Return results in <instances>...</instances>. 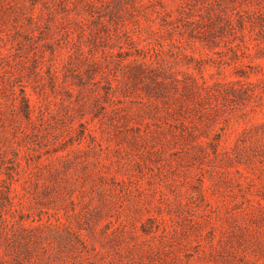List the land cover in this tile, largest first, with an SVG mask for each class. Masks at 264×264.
<instances>
[{"label":"rangeland","instance_id":"obj_1","mask_svg":"<svg viewBox=\"0 0 264 264\" xmlns=\"http://www.w3.org/2000/svg\"><path fill=\"white\" fill-rule=\"evenodd\" d=\"M247 5L264 12L0 0V264H264V29L238 21ZM79 40L100 67L74 77ZM145 61L159 95L127 76Z\"/></svg>","mask_w":264,"mask_h":264},{"label":"trees","instance_id":"obj_2","mask_svg":"<svg viewBox=\"0 0 264 264\" xmlns=\"http://www.w3.org/2000/svg\"><path fill=\"white\" fill-rule=\"evenodd\" d=\"M32 3H36L38 0H31ZM243 11L246 13V20L243 18L241 14L238 13V21L239 22H248V24L254 28L257 25H259V28L264 29V12L258 8V10L252 9L250 5H247V8H244ZM31 20L33 21L32 17ZM77 24H80V33L85 34L86 37L90 35H94V29L91 27L93 24L100 23V20L95 21L94 18L92 19H75ZM94 43V38H92ZM77 48L74 54H76V58L69 56V66H67V72L70 76L79 77L80 74L78 72L73 73L74 66H77V68L80 67V65H85L87 69L91 68H98L100 67V63L97 61V58L95 57L93 50H92V44L89 42H82L79 40L76 42ZM107 55H111L112 53H105ZM74 58L76 61H74ZM75 62V65H74ZM89 71V70H86ZM129 74V75H128ZM158 75H160L159 70L156 67H153L150 62L145 61L141 63H136L132 65L127 70V76H130V78L142 80L143 88L145 91H147L148 94H160V88L165 85L163 83V80L158 79ZM147 79V80H146ZM185 89L188 91V85L185 87ZM8 91L11 92L14 99H17L20 102V110L23 112L24 116L29 117L30 114V107L28 103V98L26 95V92L24 88L20 87L19 91L17 92L16 89L13 87H9ZM4 198L8 200V197L4 195Z\"/></svg>","mask_w":264,"mask_h":264}]
</instances>
